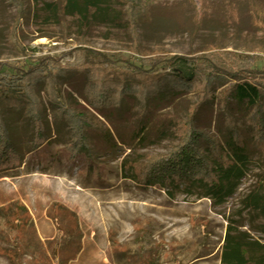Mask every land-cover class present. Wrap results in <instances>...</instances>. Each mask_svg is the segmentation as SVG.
<instances>
[{"label":"rangeland","instance_id":"rangeland-1","mask_svg":"<svg viewBox=\"0 0 264 264\" xmlns=\"http://www.w3.org/2000/svg\"><path fill=\"white\" fill-rule=\"evenodd\" d=\"M62 3L0 0L2 71L48 57L63 65L106 66L103 61L110 60L113 68H120L140 67L144 58L208 54L232 70L240 66V78L264 84V35L252 27L255 10L264 15V0H106V10L87 23L66 15ZM247 66L249 72H242ZM157 69L171 73L162 65ZM232 83L213 82L216 100L202 109L196 123L223 139L227 124L220 101ZM57 89L67 103H84L80 84L60 81ZM41 95L47 101L44 91ZM198 98L190 92L151 102L143 142L134 134L139 127L136 102L99 115L118 147L95 135L91 148L97 166L83 155L69 159L64 131L49 113L53 140L28 155L22 167L0 175V264H40L39 254L28 252L35 247L23 248L30 238L44 246L52 264H60L59 256L52 257L55 248L58 254L66 247L63 254L70 255L77 241L81 250L67 264H221L229 226L264 242V214L244 205L248 195H264V138L257 149L251 141L247 175L224 204L202 197L201 190L172 196L161 186L140 184L143 167L170 154L183 140ZM233 115L246 134L239 111ZM6 118L16 147L27 149L32 122L23 114L7 113ZM124 164L135 168L136 180Z\"/></svg>","mask_w":264,"mask_h":264},{"label":"trees","instance_id":"trees-1","mask_svg":"<svg viewBox=\"0 0 264 264\" xmlns=\"http://www.w3.org/2000/svg\"><path fill=\"white\" fill-rule=\"evenodd\" d=\"M105 4L106 0H63L60 9L66 15L87 23L89 17H97L106 10ZM252 27L256 33L264 35V15L261 12L255 10ZM217 60L208 54L175 56L170 60L156 57L144 58L140 67L113 68L110 60L103 61L106 66L88 62L63 65L58 59L48 57L33 59L26 68L15 67L12 72L0 69V175L22 167L28 155L53 140L47 121L49 113L55 118V126L64 131V147L68 150L69 159L83 155L91 158L97 166L95 149L91 148V142L93 145L97 143L96 137L103 138L110 147H118L112 130L99 119V115L106 117L136 102L139 127L134 134L136 140L143 142L151 102L157 99L172 101L194 92L199 94V98L190 109L183 140L170 154L143 167L141 180H138L146 188L161 186L172 196L179 191L191 194L201 190L202 197L218 205L224 204L247 175L251 141L257 149L258 142L264 138V84L240 78L236 71L240 66L232 70ZM160 65L165 70L171 69V73L160 72L157 69ZM248 67L241 71L249 72ZM225 79L233 83L220 101L227 124V134L223 139L196 123L202 109L216 100L211 95L213 82ZM60 81L80 84L84 103L62 100L57 89ZM41 91L45 92L47 101L42 99ZM235 109L246 124V134L237 126L238 120L233 115ZM7 113L23 114L32 122L33 135L27 149L16 147ZM119 142L125 145L123 141ZM123 166L126 172H130L127 175H132L135 180L138 178L135 168ZM244 205L264 214V195L254 192L246 197ZM74 247L75 250L66 256L63 254L66 247L58 254L55 248L52 257L59 256V263L67 264L79 253L81 244L77 241ZM23 248H33L34 252H28L39 254L40 264H52L50 254L47 255L44 246L34 238L29 242L27 239ZM22 255L21 249L20 258ZM221 264H264V242L229 226Z\"/></svg>","mask_w":264,"mask_h":264}]
</instances>
